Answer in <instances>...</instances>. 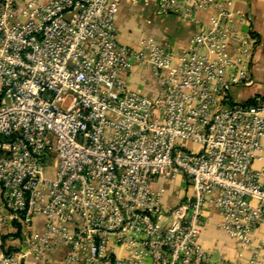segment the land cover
Masks as SVG:
<instances>
[{"label":"built area","instance_id":"built-area-1","mask_svg":"<svg viewBox=\"0 0 264 264\" xmlns=\"http://www.w3.org/2000/svg\"><path fill=\"white\" fill-rule=\"evenodd\" d=\"M120 2L0 0V264L49 261L59 245L56 264H264V100L232 98L254 82L249 14L233 0H126L196 25L185 47L126 45ZM180 174L188 190L164 207L152 184ZM209 203L235 260L199 241Z\"/></svg>","mask_w":264,"mask_h":264},{"label":"crops","instance_id":"crops-1","mask_svg":"<svg viewBox=\"0 0 264 264\" xmlns=\"http://www.w3.org/2000/svg\"><path fill=\"white\" fill-rule=\"evenodd\" d=\"M234 8L249 14L251 18V30L260 41L255 49L251 71L254 82L250 86H237L232 90V98L237 94L241 101L250 100L255 96H264V0H233ZM202 18L206 14L202 13ZM115 24L118 32L119 42L126 45H133L140 39L151 37L158 43H171L178 47H185L190 37L196 31V25L189 21L179 19L174 15L157 16L155 6L150 4L145 6L142 2L130 4L126 0H121L119 9L115 17ZM246 29V26H241ZM131 86L142 87L144 92L155 95L161 91V82L143 75L142 73H133L129 78ZM238 88H243L244 92H237ZM234 100V98H233ZM236 101V100H235ZM264 145V140H263ZM264 165V160L255 166ZM152 187L157 190L164 188L163 206L172 207L180 202L183 194L188 190V183L184 175L180 174L172 183L166 184L162 180L156 181ZM219 214L212 203H209L204 211L205 224L202 228L199 241L204 247L212 253L215 258H224L228 260L236 259V247L234 241L218 227ZM42 217L35 220V228L42 229ZM264 232V220L257 230L256 236L259 238ZM18 234L15 231L10 232L3 238V246L11 249L17 244ZM66 246L59 245L50 251L49 261L33 262L28 261L25 264H56L55 261L61 259ZM123 255V251L118 249ZM249 257L245 253L244 262ZM145 264H148L147 262Z\"/></svg>","mask_w":264,"mask_h":264},{"label":"rangeland","instance_id":"rangeland-1","mask_svg":"<svg viewBox=\"0 0 264 264\" xmlns=\"http://www.w3.org/2000/svg\"><path fill=\"white\" fill-rule=\"evenodd\" d=\"M244 92V89L243 88H238L237 92ZM234 100L236 101H241L242 98H238L237 94L234 95Z\"/></svg>","mask_w":264,"mask_h":264},{"label":"trees","instance_id":"trees-1","mask_svg":"<svg viewBox=\"0 0 264 264\" xmlns=\"http://www.w3.org/2000/svg\"><path fill=\"white\" fill-rule=\"evenodd\" d=\"M262 100H264V96H262ZM254 101V98L248 100V102H253Z\"/></svg>","mask_w":264,"mask_h":264}]
</instances>
